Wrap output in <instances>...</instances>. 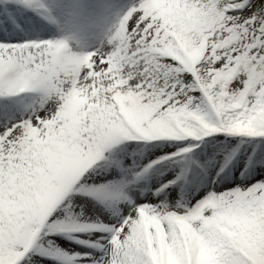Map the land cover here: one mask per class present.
Instances as JSON below:
<instances>
[{
	"label": "snow or ice",
	"instance_id": "6c2138e0",
	"mask_svg": "<svg viewBox=\"0 0 264 264\" xmlns=\"http://www.w3.org/2000/svg\"><path fill=\"white\" fill-rule=\"evenodd\" d=\"M0 264H264V0H0Z\"/></svg>",
	"mask_w": 264,
	"mask_h": 264
},
{
	"label": "clouds",
	"instance_id": "9594fccd",
	"mask_svg": "<svg viewBox=\"0 0 264 264\" xmlns=\"http://www.w3.org/2000/svg\"><path fill=\"white\" fill-rule=\"evenodd\" d=\"M55 3L62 6L63 10H67L73 3H79L87 8L89 11H95L97 6L106 3V0H54ZM75 21H73L71 16H68L67 19L62 15L61 24L64 26V31L60 35L65 39V50L78 52L83 51L82 47L77 45V36L75 30Z\"/></svg>",
	"mask_w": 264,
	"mask_h": 264
},
{
	"label": "bare ground",
	"instance_id": "6f19581e",
	"mask_svg": "<svg viewBox=\"0 0 264 264\" xmlns=\"http://www.w3.org/2000/svg\"><path fill=\"white\" fill-rule=\"evenodd\" d=\"M93 33H98L99 28L94 24V27L92 29ZM97 37L95 35L91 36L89 39L82 41L81 44L83 47L86 48V50H91L92 47H94Z\"/></svg>",
	"mask_w": 264,
	"mask_h": 264
},
{
	"label": "rangeland",
	"instance_id": "374dc122",
	"mask_svg": "<svg viewBox=\"0 0 264 264\" xmlns=\"http://www.w3.org/2000/svg\"><path fill=\"white\" fill-rule=\"evenodd\" d=\"M103 5V4H102ZM86 26L89 28V30L92 32V29L94 27V24L91 22L90 24H86Z\"/></svg>",
	"mask_w": 264,
	"mask_h": 264
}]
</instances>
